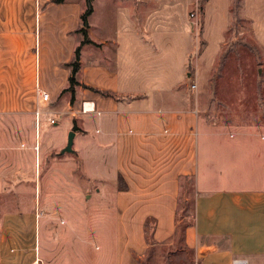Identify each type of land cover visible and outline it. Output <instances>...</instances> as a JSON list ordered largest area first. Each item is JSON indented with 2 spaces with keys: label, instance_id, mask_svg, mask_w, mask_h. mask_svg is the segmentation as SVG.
Here are the masks:
<instances>
[{
  "label": "crops",
  "instance_id": "0c3cea01",
  "mask_svg": "<svg viewBox=\"0 0 264 264\" xmlns=\"http://www.w3.org/2000/svg\"><path fill=\"white\" fill-rule=\"evenodd\" d=\"M86 1L0 0V118L13 121L0 154L15 160L14 176L0 172V194L11 188L17 200L3 228L16 249L2 264H135L145 230L161 242L175 229L184 178L195 183L182 240L191 264H264V126L204 124L187 71L193 51L219 52L235 0H204L201 34L183 0H92L81 44ZM237 2L239 19L261 14L257 0ZM58 124L65 136L55 142ZM99 245L113 254L81 252Z\"/></svg>",
  "mask_w": 264,
  "mask_h": 264
},
{
  "label": "rangeland",
  "instance_id": "374dc122",
  "mask_svg": "<svg viewBox=\"0 0 264 264\" xmlns=\"http://www.w3.org/2000/svg\"><path fill=\"white\" fill-rule=\"evenodd\" d=\"M203 1L199 0L196 5L195 0H183V5H186L183 7L184 12L186 11L192 20L197 17L200 34L203 31V20L200 14ZM257 2L261 4V14L255 21H245L234 14L238 5L235 0L232 20L223 37L220 38L222 42L219 52L206 54L203 51H193V66L190 65L187 71L193 79V85H196L193 89V106L198 105V115L204 124L225 126L233 130L237 127L252 129L256 125L264 126V0H257ZM193 14H195L194 17L191 16ZM203 40L200 36L196 40L193 35V47L198 44L199 48H203L205 46ZM197 55L201 56L199 62L196 61ZM209 61L212 63L210 67H206V64H210ZM198 81L201 84H198ZM12 123L11 118H0V143L9 139V137L6 138L5 132ZM48 126L52 128L51 125ZM42 127L45 125L41 124L43 131ZM59 128L60 126L53 129L55 142L65 136L64 132L58 130ZM0 160V172H7L6 176H14L13 156L3 160L0 154ZM41 163L40 159L39 164L33 165L35 173L38 169L43 171ZM72 166L69 171L76 176L79 166L77 164ZM54 167L58 170L63 168L62 165ZM26 168L30 171L31 166L26 165ZM194 184V179L193 183L187 178L181 182L173 232L167 233L165 239L161 235V242H157L155 233L145 230L147 247L143 256H135V264H191V252L184 248L182 240L184 227L192 221ZM6 185L13 187V184ZM70 186L72 190L81 189L78 183H71ZM10 191H12L11 188H5V192L0 194V264H2L3 254H13L16 249L14 244L9 243L10 245L5 246L3 243V228L7 223L12 222L16 214L14 203L17 200L13 198ZM81 247L82 254L93 261L97 256L104 254L109 256L111 252L113 254V248L102 245ZM69 251V255L74 256L75 250L70 248Z\"/></svg>",
  "mask_w": 264,
  "mask_h": 264
},
{
  "label": "trees",
  "instance_id": "16d2710c",
  "mask_svg": "<svg viewBox=\"0 0 264 264\" xmlns=\"http://www.w3.org/2000/svg\"><path fill=\"white\" fill-rule=\"evenodd\" d=\"M64 0H54V3H62ZM92 0L86 1V9L84 13L81 15V29L79 32L81 33L83 37V41L81 44H87L89 43L87 39V29H88V17L92 13ZM70 67V76L68 80L69 84V90L72 89L75 85H77V82L75 81V75L79 69V48H76L75 54H74V60L69 64Z\"/></svg>",
  "mask_w": 264,
  "mask_h": 264
},
{
  "label": "built area",
  "instance_id": "2783aa9c",
  "mask_svg": "<svg viewBox=\"0 0 264 264\" xmlns=\"http://www.w3.org/2000/svg\"><path fill=\"white\" fill-rule=\"evenodd\" d=\"M191 16H193V15H191ZM192 87L194 88L195 86L194 85H192ZM41 100L43 101V102H45V101H48V99H49V97H48V95L47 94H41ZM83 111V110H82ZM49 121L51 122V123H54V121L51 119H49ZM232 264H246V262L244 261V260H233V262H232Z\"/></svg>",
  "mask_w": 264,
  "mask_h": 264
},
{
  "label": "water",
  "instance_id": "95a60500",
  "mask_svg": "<svg viewBox=\"0 0 264 264\" xmlns=\"http://www.w3.org/2000/svg\"><path fill=\"white\" fill-rule=\"evenodd\" d=\"M72 138H73V132H70L68 134L67 145H66L64 151L69 152L71 150Z\"/></svg>",
  "mask_w": 264,
  "mask_h": 264
},
{
  "label": "bare ground",
  "instance_id": "6f19581e",
  "mask_svg": "<svg viewBox=\"0 0 264 264\" xmlns=\"http://www.w3.org/2000/svg\"><path fill=\"white\" fill-rule=\"evenodd\" d=\"M84 107H85V109H89V108H91L90 105H85Z\"/></svg>",
  "mask_w": 264,
  "mask_h": 264
}]
</instances>
